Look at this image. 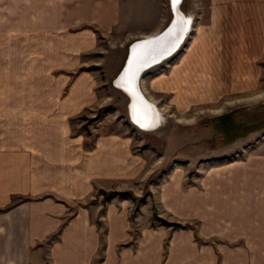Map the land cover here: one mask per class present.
<instances>
[{
  "label": "crops",
  "instance_id": "crops-1",
  "mask_svg": "<svg viewBox=\"0 0 264 264\" xmlns=\"http://www.w3.org/2000/svg\"><path fill=\"white\" fill-rule=\"evenodd\" d=\"M205 1L191 47L168 73L151 69L143 77L157 105L173 96L177 107L220 106L230 95L256 92L262 81L264 0ZM165 6V0H0V19H8L7 32L56 36L63 49L89 51L97 35L119 29L135 38L160 32ZM62 96L59 107L33 117L46 137H18L14 119L3 127L0 119V264H264V153L234 164L232 188L220 186L217 175V199L209 184L187 188L171 179L164 195L172 217L199 223L203 239L220 242L203 247L192 228L153 226L144 213L150 205L131 221L133 202L78 203L103 177L112 187L114 175L97 151L91 164L76 168L80 140L64 136V119L80 111L81 95Z\"/></svg>",
  "mask_w": 264,
  "mask_h": 264
},
{
  "label": "rangeland",
  "instance_id": "rangeland-1",
  "mask_svg": "<svg viewBox=\"0 0 264 264\" xmlns=\"http://www.w3.org/2000/svg\"><path fill=\"white\" fill-rule=\"evenodd\" d=\"M165 2L162 29L172 18L170 1ZM207 8L205 0L182 1L183 11L194 23L180 52L154 67L158 76L168 73L175 57L191 47ZM7 20L0 19L1 126L14 119L18 137H46L43 123L37 124L33 118L35 114L59 107L67 100L62 95L79 92L80 111L69 112L64 119V136L80 140L73 154L74 164L83 170L98 152L100 162L111 163L114 178L110 188L109 179L98 180L90 187L92 193L78 203L133 202L131 221L137 220L141 207L150 205L144 213L148 216L150 212L153 226L172 232L192 228L200 246L217 248L220 242L216 237L203 239L198 234L199 223L172 217L164 194L176 179L187 188L200 189L209 184L214 187L211 197L217 199V175L220 186L232 188L234 164H248L252 157L264 153V74L256 92L230 95L220 106L177 107L173 96L159 98L158 105L152 100L162 122L154 131H143L130 121L128 97L114 86L131 44L139 38L119 29L111 36L97 35L96 49L68 50L56 36L10 33L8 24L4 26ZM169 241H164L165 250Z\"/></svg>",
  "mask_w": 264,
  "mask_h": 264
},
{
  "label": "water",
  "instance_id": "water-1",
  "mask_svg": "<svg viewBox=\"0 0 264 264\" xmlns=\"http://www.w3.org/2000/svg\"><path fill=\"white\" fill-rule=\"evenodd\" d=\"M172 9H173V5H172ZM172 12H173L172 21L167 26V28L164 31H162L160 34H158L156 37H153L150 41L147 40L148 41L147 44L155 43V45H150L145 49V51L140 52L138 58L135 61H133L132 58L134 43L131 44L129 48L128 56L125 60V63L121 71L117 76V79L120 78L121 76L125 77V73L126 74L128 73V75L131 73V76L124 78L125 79L124 83H126L127 86H124V84L122 85L124 86L126 92H128V95L130 97L137 95L139 96L138 98H144L139 90L140 78L143 75H145L146 72L151 70L154 66H158L162 64V62H164L165 60L172 58L175 52L180 48L181 44L185 41L188 31L186 28L187 25L185 24H183V27H181L180 24H178V28L175 30L176 33H172V37H171L170 30H172L173 27L176 26V21H177L176 12L174 10ZM152 40H157L158 42ZM133 71H136V77ZM114 84H117L116 80L114 81ZM132 102L133 100H131V102L129 103V107L131 106ZM142 102H144L143 99L140 103ZM146 102H148L147 99ZM145 110H147L148 112H150L151 110L147 104L145 106Z\"/></svg>",
  "mask_w": 264,
  "mask_h": 264
},
{
  "label": "bare ground",
  "instance_id": "bare-ground-1",
  "mask_svg": "<svg viewBox=\"0 0 264 264\" xmlns=\"http://www.w3.org/2000/svg\"><path fill=\"white\" fill-rule=\"evenodd\" d=\"M169 1H170L171 12L174 10L176 12V15H177V21H176V26L177 27L174 26L173 29L170 30L171 37H172V33H176L175 30L178 28V24H180L181 27H183V24L187 25L186 28L188 30L186 38H185V41L181 44L180 48L175 52V54H174V56H175L178 52H180V50L182 49V47L186 43V40L188 38V35L191 32V29H192V26H193L194 22H193V19L191 17L189 18L186 15V13L183 11V9H182V1L183 0H175V3H173V0H169ZM172 5H173V9H172ZM172 17H173V12H172ZM171 21H172V18L170 19L168 25L170 24ZM167 26L164 29H162L160 32H158V33H156L154 35H149V36H146V37L139 38V39H137V40H135L133 42L134 44L132 43L133 44V49H134L133 50V57H132L133 61H135L138 58V55L140 54V52L145 51V49L147 47H149L150 45H155V43H152V44L148 43L147 44V42L150 41L153 37H156L162 31H164L167 28ZM152 41L158 42L157 40H152ZM154 67H156V66H154ZM154 67L152 69H154ZM133 73H135V77H136V71H133ZM118 74H117V76H118ZM117 76L115 78L117 84H114V86L116 88H118L119 90H121L123 93H125L126 96L129 99V101H128V114H129L130 121L136 127H138L139 129H141L143 131H154L155 129H158L160 127V125H161V122H162L161 114H160L157 106L155 105V103L145 93L144 87L142 86L144 75L139 80V90L142 93L144 98H138L139 96H137V95L133 96V97H130L128 95V92H126L124 86H127V84L124 83L125 82L124 78H127L128 76H131V73L129 75H128V73L127 74L125 73V77L121 76L118 79H117ZM123 84H124V86H122ZM142 99H143L144 102L140 103L142 101ZM146 99L148 100L149 103L146 102ZM131 100H133V102H132L131 106L129 107V103L131 102ZM145 103L151 109L150 112L145 110V106H146ZM137 108H138V110H137ZM146 111H147V113H146Z\"/></svg>",
  "mask_w": 264,
  "mask_h": 264
},
{
  "label": "snow or ice",
  "instance_id": "snow-or-ice-1",
  "mask_svg": "<svg viewBox=\"0 0 264 264\" xmlns=\"http://www.w3.org/2000/svg\"><path fill=\"white\" fill-rule=\"evenodd\" d=\"M173 3H175V0H173Z\"/></svg>",
  "mask_w": 264,
  "mask_h": 264
},
{
  "label": "trees",
  "instance_id": "trees-1",
  "mask_svg": "<svg viewBox=\"0 0 264 264\" xmlns=\"http://www.w3.org/2000/svg\"><path fill=\"white\" fill-rule=\"evenodd\" d=\"M113 194H117V193H113Z\"/></svg>",
  "mask_w": 264,
  "mask_h": 264
}]
</instances>
